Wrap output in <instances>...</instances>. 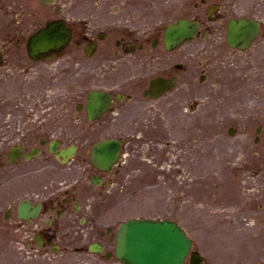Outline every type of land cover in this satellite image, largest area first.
Instances as JSON below:
<instances>
[{
  "label": "flooded vegetation",
  "instance_id": "1",
  "mask_svg": "<svg viewBox=\"0 0 264 264\" xmlns=\"http://www.w3.org/2000/svg\"><path fill=\"white\" fill-rule=\"evenodd\" d=\"M187 6L188 0H85L83 17L71 19L61 15L66 7L58 0H0V175L8 182L43 174L50 178L29 185L18 202H7L3 219L0 214L5 244L37 248L39 256L49 257L56 246L75 247L77 239L90 237L89 228H80L89 210L76 201L80 181L66 178L59 188L55 168L88 173L91 136L143 133L151 124L146 115L154 100L146 93L153 79L175 77L176 96L187 90L186 55L172 58L161 42L166 25L186 17ZM59 19L72 31L69 45L61 53L41 49L32 58L30 36ZM199 20L203 45L198 55L205 76L227 24L225 17ZM218 58L222 65L232 61ZM93 90L112 100L100 118L90 120L87 104ZM74 144L76 156L62 166L55 146ZM10 155L17 157L15 163ZM25 199L41 205L35 219L19 218L18 204Z\"/></svg>",
  "mask_w": 264,
  "mask_h": 264
},
{
  "label": "rangeland",
  "instance_id": "2",
  "mask_svg": "<svg viewBox=\"0 0 264 264\" xmlns=\"http://www.w3.org/2000/svg\"><path fill=\"white\" fill-rule=\"evenodd\" d=\"M194 1H188L189 16L197 13ZM254 6V14L264 21V0H239L236 13L239 16L253 13ZM75 12L83 16V9ZM200 45L197 39L183 50L192 74L188 80L195 85L200 73L197 58ZM234 58L235 67L227 75L222 68L216 69L221 74V85L214 92L209 88L203 91L202 102L197 104L193 96L187 95L180 102L155 103L163 118L162 126L156 130L161 133L156 137L164 140L159 150L163 152L165 145H169L170 158L177 163L150 167L154 172L140 176L144 178L140 191L133 182L138 172L127 165L120 167L128 188L122 192L121 184L115 186L109 204L99 210L105 225L113 224L116 229L129 215L174 219L193 239L194 249L204 255L203 264H264V149L254 148L256 127L264 124V31L252 49L235 53ZM157 112L150 116L158 119ZM250 112L262 116L248 117ZM231 127L237 130L235 136L229 135ZM104 137L92 136L90 146ZM262 139L264 146V133ZM131 146L125 147V153ZM181 146L184 150L177 158L175 153H181L178 150ZM148 149L145 147V151ZM255 151L261 155L258 158L261 165H255ZM79 175L76 172L75 178ZM57 180L63 177L58 176ZM5 188L6 192L14 191V187ZM6 198V194H0V201ZM95 239L93 235L91 241ZM19 252L11 245L0 247V263L24 264ZM66 255L59 253L55 264L103 263L92 254H74L71 250Z\"/></svg>",
  "mask_w": 264,
  "mask_h": 264
},
{
  "label": "water",
  "instance_id": "3",
  "mask_svg": "<svg viewBox=\"0 0 264 264\" xmlns=\"http://www.w3.org/2000/svg\"><path fill=\"white\" fill-rule=\"evenodd\" d=\"M197 25L183 22L174 25L168 32L167 41L190 40L194 37ZM254 37L250 24L241 20L232 23L229 41L232 45L246 46ZM119 151L117 142L104 141L94 148V160L101 167H109ZM191 247L190 240L173 222L130 220L123 224L118 233L117 257L125 264H182ZM201 257L192 255V264H199Z\"/></svg>",
  "mask_w": 264,
  "mask_h": 264
}]
</instances>
